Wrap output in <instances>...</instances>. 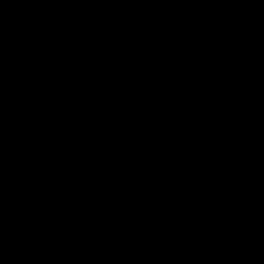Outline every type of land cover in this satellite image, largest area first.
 <instances>
[{"label":"water","instance_id":"1","mask_svg":"<svg viewBox=\"0 0 264 264\" xmlns=\"http://www.w3.org/2000/svg\"><path fill=\"white\" fill-rule=\"evenodd\" d=\"M0 264H264V0H0Z\"/></svg>","mask_w":264,"mask_h":264}]
</instances>
